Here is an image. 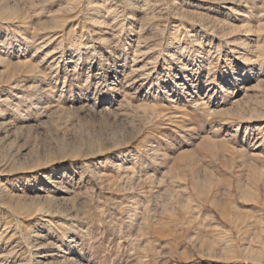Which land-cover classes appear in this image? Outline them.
Listing matches in <instances>:
<instances>
[{"label":"rangeland","instance_id":"rangeland-1","mask_svg":"<svg viewBox=\"0 0 264 264\" xmlns=\"http://www.w3.org/2000/svg\"><path fill=\"white\" fill-rule=\"evenodd\" d=\"M0 264H264V0H0Z\"/></svg>","mask_w":264,"mask_h":264},{"label":"bare ground","instance_id":"bare-ground-1","mask_svg":"<svg viewBox=\"0 0 264 264\" xmlns=\"http://www.w3.org/2000/svg\"><path fill=\"white\" fill-rule=\"evenodd\" d=\"M175 42V41H174ZM172 45H174V44H172Z\"/></svg>","mask_w":264,"mask_h":264}]
</instances>
